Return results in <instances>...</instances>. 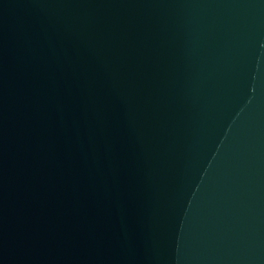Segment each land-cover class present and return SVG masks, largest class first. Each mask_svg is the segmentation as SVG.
Returning a JSON list of instances; mask_svg holds the SVG:
<instances>
[{"label": "water", "instance_id": "1", "mask_svg": "<svg viewBox=\"0 0 264 264\" xmlns=\"http://www.w3.org/2000/svg\"><path fill=\"white\" fill-rule=\"evenodd\" d=\"M0 264H264V0H0Z\"/></svg>", "mask_w": 264, "mask_h": 264}]
</instances>
